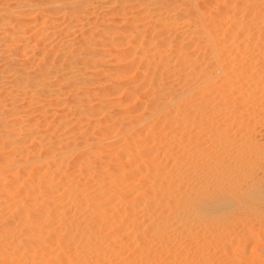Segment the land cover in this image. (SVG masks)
Returning a JSON list of instances; mask_svg holds the SVG:
<instances>
[{"label": "bare ground", "instance_id": "bare-ground-1", "mask_svg": "<svg viewBox=\"0 0 264 264\" xmlns=\"http://www.w3.org/2000/svg\"><path fill=\"white\" fill-rule=\"evenodd\" d=\"M16 5L11 22L0 9V31L47 33L23 50L11 41L21 67L0 87V105L29 106L0 111V264H171L193 248L199 260L179 264H214V232L228 227L224 251L240 221L236 247H264L252 226L264 222V0ZM57 32L84 35L44 52ZM86 54L117 63L107 93L72 66L81 56L99 76Z\"/></svg>", "mask_w": 264, "mask_h": 264}, {"label": "rangeland", "instance_id": "rangeland-1", "mask_svg": "<svg viewBox=\"0 0 264 264\" xmlns=\"http://www.w3.org/2000/svg\"><path fill=\"white\" fill-rule=\"evenodd\" d=\"M16 2H17V0H4V1H0V9L1 8H3V7H7V6H9L10 8H9V11L8 12H10V13H8L7 12V16H8V18H9V20H10V22L12 21V18L13 19H15L14 17H18L19 15H20V12H18L17 10H16ZM109 10V11H108ZM16 11V12H15ZM22 11H24V13L25 12H27L28 11V9H23ZM92 12V14L90 15L91 16V18H90V22H89V24H88V31H87V34L89 33V29L91 30L92 28H93V25H94V23H93V20L94 21H98V20H106V19H109L108 17H110V9H109V7H100V8H96V9H94V10H92L91 11ZM80 14H82V15H84V13L83 12H81ZM85 14H87V13H85ZM10 15V16H9ZM78 16V18L72 23V26L73 27H76V26H79L82 22H84L83 20H84V16ZM96 15V16H95ZM100 18V19H99ZM96 19V20H95ZM121 19V16L120 15H118V17H117V21H116V23H115V26H122L123 24L122 23H120L119 22V20ZM91 25V26H90ZM36 24H34V30L32 29V31L30 32V33H28V34H26L25 36L23 35V34H15V35H13L12 34V31L10 30V29H5V30H3V31H0V68H4V71L5 72H3L2 73V79L0 80V87L1 88H3L4 90L6 89L7 91H9L10 89H9V87L11 86V83H12V79H14V77L12 76V70H13V66H14V68L16 69V68H19V67H21V64H20V62H22L21 60H19L20 58H17V57H14V55L12 54V53H10V52H12L13 50L11 49V48H9V45L12 43L11 41L13 40V41H16V40H18V39H21V38H18V37H23V39L20 41V44H21V49L23 50V49H26V47H32L33 45H35L36 44V41H38L39 39H40V37L42 36V34H46L47 32L46 31H44V33L42 32H40V35H39V32L37 33V35L35 34H33V33H35L36 32V30L38 29V26H36ZM11 28V27H10ZM4 32V33H3ZM51 35H52V37H50V39H49V41H48V43H50V45L47 47V49L46 50H44V52H46V51H48V50H51V49H53V48H57V49H59V48H62V46H69V48L70 49H76V46H78L77 45V41H78V39L80 38V36H81V38H82V36L84 35V34H79V35H76V34H71V33H69L68 35H61V36H59L58 34V32L57 33H54V35H53V33H50ZM17 35V36H16ZM23 35V36H22ZM59 36L58 38H62V42L60 43V42H58V41H55L54 40V37L55 36ZM75 37H74V36ZM15 36V37H14ZM39 36V37H38ZM70 36V37H69ZM7 37V38H6ZM77 37V38H76ZM10 41V42H9ZM58 42V43H57ZM5 43H7V44H5ZM9 43V44H8ZM73 44V45H72ZM30 45V46H29ZM32 45V46H31ZM67 49H65L64 51H66ZM42 50L41 51H39V52H36V49L34 50V51H32L31 52V54H30V59H31V57L33 58V60H34V64L36 63V56H39L40 54V56H43V54H45ZM86 51H84V53H85ZM87 53V52H86ZM81 56H82V59H83V57H84V55L85 54H80ZM87 55V60H95V61H97V62H99V63H97V70H98V72H99V76H97V77H91V75L89 76L88 74L90 73V69L89 68H86V67H84V64H82V63H79V61H81V56H78V57H76V58H74V59H72L71 60V62H73L72 63V66L76 69V70H78V71H80V70H82V72L84 73V78L85 79H87V80H91V79H95V81H98V82H96L97 84H101V86L99 87L100 88V90H102V91H104L105 93H107V91H108V89H109V84H110V81H105V82H103L102 81V78H108L109 80H111V77H112V75L114 74L113 72H115L116 71V67H117V63H115V62H112L111 61V57L110 56H108V55H106L105 57L104 56H97V57H95L94 58V56H91V55H89V54H86ZM8 56H10V58H8ZM85 58V57H84ZM86 59V58H85ZM38 61V60H37ZM110 61V62H109ZM11 63V64H10ZM76 63V64H75ZM13 64V65H12ZM18 65V66H17ZM8 66V67H7ZM17 66V67H16ZM7 68V69H6ZM86 68V69H85ZM9 69V70H8ZM12 69V70H11ZM11 70V71H10ZM105 70V71H104ZM115 70V71H114ZM29 71V70H28ZM9 72H11L10 74H8ZM103 72H105V73H103ZM87 73V74H86ZM4 74V75H3ZM8 74V75H7ZM104 74V75H103ZM6 76V77H5ZM87 77V78H86ZM100 81H101V83H100ZM108 82H109V84H108ZM104 83V84H103ZM10 84V85H9ZM6 86V87H5ZM101 95H103V94H101ZM52 96H55V94L54 95H52ZM104 96H102L101 98L102 99H104L105 100V98H103ZM23 97L22 96H20L19 97V100H17V101H15V103L14 102H12L13 103V105L10 103L11 101H10V99H9V96H6L5 98H4V103H1V105H0V111L3 109V107L4 108H14V109H17L18 111H19V113L20 114H25V112H27V111H29V109H28V107L29 106H27V103H26V101L25 100H21ZM6 99V100H5ZM67 99V98H66ZM68 99L70 100V99H73L72 97H68ZM24 101V102H23ZM92 102H94V101H91V103ZM22 103V104H21ZM4 104V105H3ZM3 106V107H2ZM14 106V107H13ZM25 108H27V109H25ZM54 119V120H53ZM10 120H12V118L11 117H9L8 118V121H10ZM53 120V122L55 121V118L54 117H51V119H50V121H49V123H48V125H50V124H52L53 122H51ZM94 121V120H93ZM93 121L91 122V124H94L95 123V121H94V123H93ZM52 129V128H51ZM51 129H49V130H51ZM49 130L47 131V132H49ZM89 133V132H88ZM90 134L91 133H89V136H90ZM42 135H44V137H45V135H46V132L45 133H43ZM88 136V137H89ZM77 143H80V140H78V142ZM108 147V146H107ZM106 147V148H107ZM104 161H106V160H104ZM246 223V224H245ZM238 224V223H237ZM257 225V227H258V225H260L259 227H261V230H262V233L264 232V227H262V226H264L263 224H264V222H260V223H253L252 224V226H254V225ZM245 225V226H244ZM247 226V222L246 221H240L239 222V224L238 225H236V226H234L233 227V233H231L232 235H230V237H234V238H236V240L233 242L234 244L231 246V247H229V248H227V249H225L224 251H223V249H220L221 247L223 248L224 246H222V245H224L225 244V242H227L228 241V236H227V234H226V230H227V226H225V227H220V229L218 230L219 231V233H217L218 231H216V232H214V241L216 242V244L218 245H215V246H213V247H211V249H206V250H208L206 253H204V255H210V253L212 252V253H214L215 254V256H217L216 258L218 259V262L216 263V261H217V259H216V261H215V263L216 264H264V247L262 248V249H258V248H254V246H256V241H254L253 242V240L251 241L252 243H254L253 245L251 244V242H250V244H249V246L247 247V248H241V247H236V246H238V243L236 242V241H240L239 239H238V237L240 236V234H241V232H242V230L245 228ZM236 227V228H235ZM251 227V226H250ZM255 228H257L256 226H254ZM258 227V228H259ZM225 228V229H224ZM222 229V230H221ZM223 230L225 231V234H224V232H223ZM236 232H235V231ZM239 234V235H238ZM216 235V236H215ZM225 235V236H224ZM237 236V237H235V236ZM215 237H216V240H215ZM263 237H264V234H263ZM225 239V240H224ZM226 239H227V241H226ZM202 241V240H201ZM200 243V245L199 246H201V245H203V241L202 242H199ZM197 246H198V244H197ZM196 246V247H197ZM198 246V247H199ZM195 247V248H196ZM254 248V249H253ZM163 249V250H162ZM194 249V248H193ZM193 249H191L190 251H187V254L186 253H184V254H186V255H184V254H181L180 256H178L177 258H176V260H175V258H174V262L173 263H171V264H179V261L180 260H182L183 258H185V259H188L189 261H190V259H192V261L194 260H196V261H198L199 260V258H200V256H199V258H198V254L196 253V249H194L195 250V253H196V255H197V258L198 259H194V258H196V255H195V253H193L194 252V250ZM235 249V250H234ZM253 249V250H252ZM256 249V250H255ZM160 250H161V252H165V254H167L168 253V250L169 249H167V248H165V247H161L160 248ZM166 250V251H165ZM192 250H193V252H192ZM205 250V251H206ZM210 250V251H209ZM216 250V251H215ZM221 250V251H220ZM241 250V251H240ZM227 251V252H226ZM167 252V253H166ZM191 254H190V253ZM224 252V253H223ZM238 252V253H237ZM245 252V253H244ZM189 254V255H188ZM193 254V255H192ZM218 254V255H217ZM219 254H222V255H219ZM239 254V255H238ZM203 255V256H204ZM256 257H259L258 259H257V257L255 258L254 256ZM188 256V257H187ZM189 256H191V257H189ZM240 256V257H239ZM241 256H243V257H241ZM263 256V257H262ZM225 257H227V258H225ZM237 257V258H236ZM239 257V258H238ZM222 258H225V261H224V259H222ZM241 258V259H240ZM245 258H247V259H245ZM179 260V261H178ZM219 260H222V262L220 263L219 262ZM261 260V261H260ZM176 261V262H175ZM253 261V262H252ZM190 263H192V262H190ZM214 263V264H215ZM161 264V263H160ZM199 264V263H198Z\"/></svg>", "mask_w": 264, "mask_h": 264}]
</instances>
